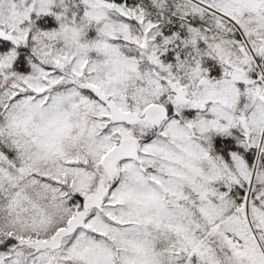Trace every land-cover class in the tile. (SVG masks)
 Wrapping results in <instances>:
<instances>
[{
    "label": "snow or ice",
    "instance_id": "1",
    "mask_svg": "<svg viewBox=\"0 0 264 264\" xmlns=\"http://www.w3.org/2000/svg\"><path fill=\"white\" fill-rule=\"evenodd\" d=\"M0 264H264V0H0Z\"/></svg>",
    "mask_w": 264,
    "mask_h": 264
}]
</instances>
